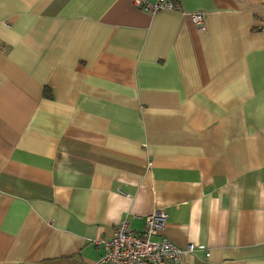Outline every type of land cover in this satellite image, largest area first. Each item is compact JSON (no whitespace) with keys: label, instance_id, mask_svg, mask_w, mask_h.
<instances>
[{"label":"crops","instance_id":"1","mask_svg":"<svg viewBox=\"0 0 264 264\" xmlns=\"http://www.w3.org/2000/svg\"><path fill=\"white\" fill-rule=\"evenodd\" d=\"M176 1L0 0V264L155 210L181 264H264V0Z\"/></svg>","mask_w":264,"mask_h":264},{"label":"built area","instance_id":"2","mask_svg":"<svg viewBox=\"0 0 264 264\" xmlns=\"http://www.w3.org/2000/svg\"><path fill=\"white\" fill-rule=\"evenodd\" d=\"M132 2L135 7L149 13L180 9L176 0H132ZM190 17L198 28L203 27L202 11L192 12ZM166 219L167 214L164 211L155 210L146 216L145 227L141 231L130 229L125 219L120 220L112 237L96 240V243H103L104 252L93 264H181L185 255L196 248L203 249V246L193 243L182 248L161 235ZM157 235L159 237L155 239Z\"/></svg>","mask_w":264,"mask_h":264},{"label":"trees","instance_id":"3","mask_svg":"<svg viewBox=\"0 0 264 264\" xmlns=\"http://www.w3.org/2000/svg\"><path fill=\"white\" fill-rule=\"evenodd\" d=\"M47 91V90H46ZM47 95V94H46Z\"/></svg>","mask_w":264,"mask_h":264}]
</instances>
